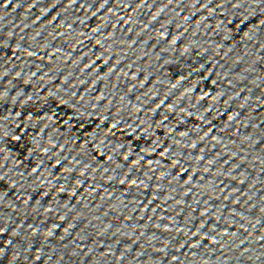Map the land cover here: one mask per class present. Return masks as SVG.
Segmentation results:
<instances>
[{"label": "water", "instance_id": "water-1", "mask_svg": "<svg viewBox=\"0 0 264 264\" xmlns=\"http://www.w3.org/2000/svg\"><path fill=\"white\" fill-rule=\"evenodd\" d=\"M0 249L264 264V0H0Z\"/></svg>", "mask_w": 264, "mask_h": 264}, {"label": "snow or ice", "instance_id": "snow-or-ice-1", "mask_svg": "<svg viewBox=\"0 0 264 264\" xmlns=\"http://www.w3.org/2000/svg\"><path fill=\"white\" fill-rule=\"evenodd\" d=\"M11 243V242H10ZM0 251H3L2 249H0Z\"/></svg>", "mask_w": 264, "mask_h": 264}]
</instances>
